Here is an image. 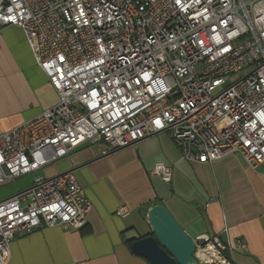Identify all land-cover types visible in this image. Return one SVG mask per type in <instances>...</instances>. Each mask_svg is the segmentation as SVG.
<instances>
[{
  "label": "built area",
  "instance_id": "built-area-1",
  "mask_svg": "<svg viewBox=\"0 0 264 264\" xmlns=\"http://www.w3.org/2000/svg\"><path fill=\"white\" fill-rule=\"evenodd\" d=\"M0 26L24 32L58 97L0 135V186L84 144L114 152L163 132L187 162L239 155L264 171V0H0ZM151 173L170 183L173 168ZM90 208L72 172L36 175L0 201V264L14 238L79 230ZM194 244L197 264L246 250L227 237Z\"/></svg>",
  "mask_w": 264,
  "mask_h": 264
},
{
  "label": "crops",
  "instance_id": "crops-1",
  "mask_svg": "<svg viewBox=\"0 0 264 264\" xmlns=\"http://www.w3.org/2000/svg\"><path fill=\"white\" fill-rule=\"evenodd\" d=\"M57 102L24 32L0 26V135ZM160 162L173 168L170 183L151 173ZM66 172L90 202L86 223L79 230L44 228L14 238L7 264H149L130 247L150 233L147 218L155 206L164 207L192 240H244L246 250L231 256L234 264H264V171L239 155L187 162L163 132L114 152L84 144L37 175ZM122 207L128 213L118 217Z\"/></svg>",
  "mask_w": 264,
  "mask_h": 264
},
{
  "label": "water",
  "instance_id": "water-1",
  "mask_svg": "<svg viewBox=\"0 0 264 264\" xmlns=\"http://www.w3.org/2000/svg\"><path fill=\"white\" fill-rule=\"evenodd\" d=\"M147 222L150 233L131 244L133 254L149 264H197L194 240L164 207H153Z\"/></svg>",
  "mask_w": 264,
  "mask_h": 264
},
{
  "label": "rangeland",
  "instance_id": "rangeland-1",
  "mask_svg": "<svg viewBox=\"0 0 264 264\" xmlns=\"http://www.w3.org/2000/svg\"><path fill=\"white\" fill-rule=\"evenodd\" d=\"M36 174L22 176L13 182L0 186V201L16 195L17 193L29 188Z\"/></svg>",
  "mask_w": 264,
  "mask_h": 264
},
{
  "label": "trees",
  "instance_id": "trees-1",
  "mask_svg": "<svg viewBox=\"0 0 264 264\" xmlns=\"http://www.w3.org/2000/svg\"><path fill=\"white\" fill-rule=\"evenodd\" d=\"M130 244V242H128Z\"/></svg>",
  "mask_w": 264,
  "mask_h": 264
}]
</instances>
